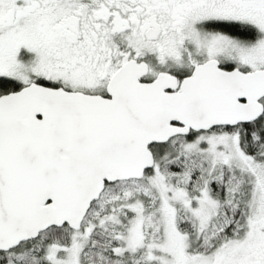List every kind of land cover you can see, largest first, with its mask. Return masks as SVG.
Returning a JSON list of instances; mask_svg holds the SVG:
<instances>
[{"label":"snow or ice","instance_id":"1","mask_svg":"<svg viewBox=\"0 0 264 264\" xmlns=\"http://www.w3.org/2000/svg\"><path fill=\"white\" fill-rule=\"evenodd\" d=\"M0 264H264V0H0Z\"/></svg>","mask_w":264,"mask_h":264}]
</instances>
